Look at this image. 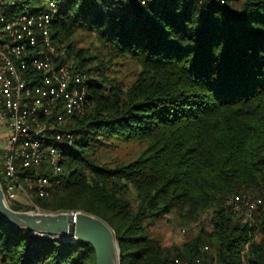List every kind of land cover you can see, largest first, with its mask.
Here are the masks:
<instances>
[{
  "label": "trees",
  "instance_id": "obj_1",
  "mask_svg": "<svg viewBox=\"0 0 264 264\" xmlns=\"http://www.w3.org/2000/svg\"><path fill=\"white\" fill-rule=\"evenodd\" d=\"M53 1V43H64L73 68L91 75L90 107L65 125L75 141L66 148L63 186L34 203L105 219L120 264H264V203L255 230L224 201L240 193L264 202V0ZM79 30L93 33L108 58L89 67L92 56L73 54ZM113 58L140 68L126 88L102 73ZM118 140L142 148L123 160L111 154ZM207 210L214 255L201 237L153 244L146 221L172 213L189 222ZM0 258L97 263L88 243L13 228L1 217Z\"/></svg>",
  "mask_w": 264,
  "mask_h": 264
},
{
  "label": "built area",
  "instance_id": "obj_2",
  "mask_svg": "<svg viewBox=\"0 0 264 264\" xmlns=\"http://www.w3.org/2000/svg\"><path fill=\"white\" fill-rule=\"evenodd\" d=\"M55 2L14 16L11 11L20 0H0V124L9 130L1 185L9 205L18 203L29 211L43 210L34 203L35 196L63 186L66 148L75 141L65 125L90 107L91 75L73 68L64 43H53ZM224 201L257 229L254 214L264 203L260 197L233 193Z\"/></svg>",
  "mask_w": 264,
  "mask_h": 264
},
{
  "label": "rangeland",
  "instance_id": "obj_3",
  "mask_svg": "<svg viewBox=\"0 0 264 264\" xmlns=\"http://www.w3.org/2000/svg\"><path fill=\"white\" fill-rule=\"evenodd\" d=\"M47 7L48 0H26L23 4H19L17 7L13 8L11 14L17 16L22 12L32 11L36 8L46 9ZM78 50H82L86 55L88 54L93 57L92 61L88 64L89 67L95 65L99 59L108 58L106 50L100 46V42L96 39V36L93 33H87L82 30H79L78 33H76L73 40V54ZM105 61V68L102 69V73L103 75H106L107 83L115 82L126 88L136 79V77H138L137 74L140 68L136 62L129 58H113ZM97 76L98 75H96V77ZM8 135L9 130L7 127L0 124V166L3 158V149L5 144H7L6 139ZM118 141V146L111 149V154L123 158V160L133 156L142 148L141 145L135 142L133 143L131 141L123 140ZM254 215L257 224L260 225L261 218H259V211H256ZM210 219V211L207 210V212H205L199 219L189 222H182L172 213L146 222H148V230L151 239L154 242L153 244L160 243L163 246L177 245L178 247L193 238L201 237L202 240H204V249L208 248L209 252L207 253L209 255H214V249L208 247L209 245L206 243L208 240V234L212 232ZM182 228H185V232L181 231ZM259 237V233L255 235L256 240Z\"/></svg>",
  "mask_w": 264,
  "mask_h": 264
},
{
  "label": "water",
  "instance_id": "obj_4",
  "mask_svg": "<svg viewBox=\"0 0 264 264\" xmlns=\"http://www.w3.org/2000/svg\"><path fill=\"white\" fill-rule=\"evenodd\" d=\"M0 182V217L13 228L42 236L90 244L95 264H120V248L113 228L101 217L82 210L29 211L10 207Z\"/></svg>",
  "mask_w": 264,
  "mask_h": 264
}]
</instances>
